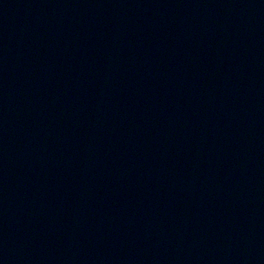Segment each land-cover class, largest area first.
I'll use <instances>...</instances> for the list:
<instances>
[{
  "label": "water",
  "instance_id": "1",
  "mask_svg": "<svg viewBox=\"0 0 264 264\" xmlns=\"http://www.w3.org/2000/svg\"><path fill=\"white\" fill-rule=\"evenodd\" d=\"M0 264H264V0H0Z\"/></svg>",
  "mask_w": 264,
  "mask_h": 264
}]
</instances>
